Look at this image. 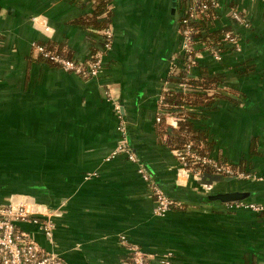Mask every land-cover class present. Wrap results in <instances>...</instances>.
Here are the masks:
<instances>
[{
  "label": "crops",
  "instance_id": "1",
  "mask_svg": "<svg viewBox=\"0 0 264 264\" xmlns=\"http://www.w3.org/2000/svg\"><path fill=\"white\" fill-rule=\"evenodd\" d=\"M93 1L0 0V203L14 195L35 203V216L52 222L51 239L33 221L18 226L69 264H128L130 243L148 264L166 254L169 264H264V211L207 197L248 190L242 200L264 205V0H218L211 29L231 28L237 43L190 66L196 76H219L223 96L211 107L187 106L189 119L211 142L208 154L247 173L200 178L167 145L176 116L155 119L163 88L182 87L167 80L181 43V1L171 12V0H110L106 50L102 34L82 22ZM229 7L243 9L248 24L231 19ZM33 41L62 44L79 62L103 50L100 72L83 76L31 59ZM104 83L118 95L124 132ZM123 135L174 201L166 212H156L137 162L123 151L109 156Z\"/></svg>",
  "mask_w": 264,
  "mask_h": 264
},
{
  "label": "built area",
  "instance_id": "2",
  "mask_svg": "<svg viewBox=\"0 0 264 264\" xmlns=\"http://www.w3.org/2000/svg\"><path fill=\"white\" fill-rule=\"evenodd\" d=\"M194 2V5H192ZM197 3V12L194 10L195 4ZM212 6L216 11L219 9L220 3L218 0H183L181 2V15L179 18V31L181 34V43L177 51L170 55L169 72L173 69L174 65L179 61L185 52H190L196 49V44H201L200 49H196L195 58L197 56L208 53L214 59L220 58V51L225 42L232 44L237 43L236 35L231 28H221L222 33L220 41L216 46L206 44L198 40V37H193L190 28H181V23H186L189 20L197 19L200 20L203 25L208 17L207 8ZM227 15L235 22L243 25L248 24V17L241 8L229 7ZM216 16L210 20L207 19L208 27L211 29ZM103 37V50H106L113 35L111 27H107L100 30ZM195 40L198 42L196 43ZM32 53L42 52L44 56H47L52 61L56 62L58 66L64 69L74 71L83 76H97L101 69V55L103 50H99L94 53L93 57L84 61L79 62L69 56H63L53 50H46L40 42H32ZM185 55V54H184ZM182 88H186L185 84H181ZM106 88L107 97L112 101V105L115 108L117 118H119V128L124 132V121L122 118V112L120 110V104L118 95L110 83H104ZM169 87H164L166 91ZM163 93L160 95L159 104L162 102ZM157 121H160V115L157 112L155 116ZM172 149V148H171ZM123 151L127 157L134 162H137V171L142 177L149 182L151 192L155 199V210L157 213L166 212L173 205L174 201L163 192L160 186L151 179L149 173L145 170L142 163L138 160L135 152L128 145L125 136H121L115 147L111 150L109 156H114L118 152ZM173 153L179 161L180 167L185 171H191L193 175L200 178L202 176L203 165H211L215 171L236 176H246L247 173L242 170H237L233 166L223 160H218L212 157L210 154H199L191 150V144L187 142L184 144L182 149L173 148ZM204 189H209L211 184L203 181L202 184ZM229 206H243L249 207L257 211L264 210V205L251 201H244L242 199L227 201ZM40 212L37 205L32 202L14 200L10 198L7 202L0 203V264H69L65 261L58 252L44 250L39 243L33 239V237L25 230L18 226L19 221H33L38 223L43 233L51 239L52 236V222L47 218H38L35 216L36 213ZM129 255L128 264H148L147 254L141 249L136 243H130L128 245ZM169 255L160 259V264H169Z\"/></svg>",
  "mask_w": 264,
  "mask_h": 264
},
{
  "label": "trees",
  "instance_id": "3",
  "mask_svg": "<svg viewBox=\"0 0 264 264\" xmlns=\"http://www.w3.org/2000/svg\"><path fill=\"white\" fill-rule=\"evenodd\" d=\"M180 1L182 2L183 0ZM93 2L95 4L94 11L90 15L84 16L82 22L87 26L90 25L91 28L100 32L101 29L110 25V9L108 6L110 0H94ZM192 5H194V2H192ZM197 9L198 7L196 3L194 10L197 12ZM207 13L208 20L217 15L216 10L212 6L207 8ZM207 19L204 25L200 20L193 19L186 23H181L180 27L190 28L193 37H198L199 41L216 46L220 41L222 30L218 29L213 31L210 29L208 27ZM224 29H229V27H225ZM195 42L197 43L198 41L195 40ZM41 44H43L46 50H53L60 55L71 57L68 48L62 44ZM32 52L33 51L31 50V53ZM196 52V49H193L190 52H185V55L183 54L181 60L174 65L173 69L167 76V80L176 82L177 84H185L186 87H190L192 89L185 90L184 88L175 85L174 87L164 91L162 102L159 104L161 109V114H159L161 121L165 119L166 114L174 115L177 118L176 124L168 126L165 130L167 133L166 142L169 148L182 149L184 144L189 142L191 144V150L204 155L209 153L211 142L207 140V136L201 128L193 126L191 120L189 119V116L192 113H190L187 106L199 104L211 107L215 99L223 95L216 90L217 82L220 79L219 76H212L208 74L196 76L190 72V66L197 63V59H194ZM30 58L43 59L58 66L56 62L52 61L47 56H44L42 52H37L36 54L32 53ZM203 70L204 68L202 71ZM255 144L256 139H253L251 141V153L255 151L253 149ZM232 166L237 170H243L241 166H236L234 164ZM206 171H211L214 174L230 176V174L215 171V169L209 164L203 165L201 174L203 175Z\"/></svg>",
  "mask_w": 264,
  "mask_h": 264
},
{
  "label": "water",
  "instance_id": "4",
  "mask_svg": "<svg viewBox=\"0 0 264 264\" xmlns=\"http://www.w3.org/2000/svg\"><path fill=\"white\" fill-rule=\"evenodd\" d=\"M178 0H171V12L175 11L176 4ZM251 194V191L248 190H227V191H217L213 193H209L207 197L209 199H218L221 201H233L244 199Z\"/></svg>",
  "mask_w": 264,
  "mask_h": 264
},
{
  "label": "bare ground",
  "instance_id": "5",
  "mask_svg": "<svg viewBox=\"0 0 264 264\" xmlns=\"http://www.w3.org/2000/svg\"><path fill=\"white\" fill-rule=\"evenodd\" d=\"M23 199V200H22ZM16 200H21V201H24L25 200V198H21V197H19V196H16ZM26 201V200H25Z\"/></svg>",
  "mask_w": 264,
  "mask_h": 264
},
{
  "label": "rangeland",
  "instance_id": "6",
  "mask_svg": "<svg viewBox=\"0 0 264 264\" xmlns=\"http://www.w3.org/2000/svg\"><path fill=\"white\" fill-rule=\"evenodd\" d=\"M10 198H13L14 200H16V197H15V195H14V196H12V197H10Z\"/></svg>",
  "mask_w": 264,
  "mask_h": 264
}]
</instances>
